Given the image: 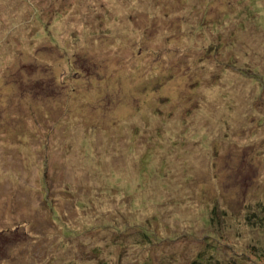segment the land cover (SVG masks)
I'll return each instance as SVG.
<instances>
[{
  "label": "rangeland",
  "instance_id": "obj_1",
  "mask_svg": "<svg viewBox=\"0 0 264 264\" xmlns=\"http://www.w3.org/2000/svg\"><path fill=\"white\" fill-rule=\"evenodd\" d=\"M0 264H264V0H0Z\"/></svg>",
  "mask_w": 264,
  "mask_h": 264
}]
</instances>
